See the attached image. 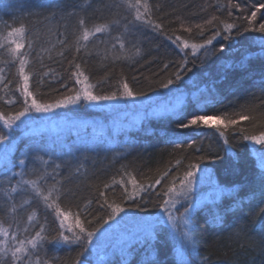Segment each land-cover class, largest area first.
Segmentation results:
<instances>
[{"label": "trees", "instance_id": "1", "mask_svg": "<svg viewBox=\"0 0 264 264\" xmlns=\"http://www.w3.org/2000/svg\"><path fill=\"white\" fill-rule=\"evenodd\" d=\"M117 2L118 0H95L86 13L69 16L67 13L82 4L83 0H0V28L4 23L14 26L25 23L31 38L38 37L33 51L35 56L36 51L41 48H50L49 40L51 44H56L57 36H49V29L55 31L58 26L66 25L59 27V31L71 39L79 15H87L89 23L129 15L123 7H104ZM150 2L153 5L152 19L164 25L167 35L147 26L133 28L134 37L130 39L140 47L139 56L132 60L119 61H113L109 56L107 60H103V52L98 53L94 49L90 55L82 53L78 61L89 76L90 83L95 84L107 74L108 83L101 85L102 89L107 90L109 85L114 86L123 76L135 91H144L147 97L120 100L115 102L117 107L114 109L82 102L69 109H59L48 116L34 114L26 117V124L18 122L12 130L4 129L0 123V132L7 133L12 144L10 159L15 162L23 158L29 146L33 154L37 149H42L39 153L41 155L48 152L54 154L53 158L60 157L57 163L63 161L65 164L61 169V175L65 177L62 207L73 213L79 211L81 220L87 226L88 219L106 214L104 198L99 195L101 191L105 192L109 202H120L123 189L118 183H112L113 178L127 181L135 176L140 183L153 184V188L137 196L136 203L140 205L139 208L131 202L124 204V213L136 217L152 216L159 211L156 205L161 197L157 193L164 185L173 177L181 175L187 164L197 156L211 157L201 163V169L208 170L212 181L224 188L225 193L212 201L201 202L193 211L199 255L192 253L187 257L192 264H198L205 257L206 264H264V180L261 179L259 161L254 152L257 148L244 141L240 133L241 128L251 131V124L240 121L238 125L225 131V137L231 145L229 147L214 129H179L176 124L177 116L170 111L172 107H183L185 113L204 109L210 115L227 113L230 118L238 119L239 114L254 106L252 114L264 113V52L261 51L264 34L243 31L247 27L246 17L256 11L264 0H233V5L239 4L240 7L231 9L225 7L228 0ZM229 10L232 12L231 17L227 15ZM52 12H56V18L46 20L45 17H49ZM61 12L64 14L63 18ZM212 16L236 24L237 29L233 30L229 39L218 37L212 45L200 50L195 56L190 49L186 50V67L191 71L185 69L183 80L178 86L173 85L171 91L161 89L160 82L173 77L185 59L173 34L189 40L190 43L202 42L216 30L204 24ZM181 23L185 27H192V32H185L180 27ZM259 23H264V8L257 12L255 24L258 26ZM196 24L204 25L203 36L195 28ZM167 36H173V40H169ZM221 46L224 48L222 52L219 51ZM104 47L103 44L99 45L101 50ZM59 50L60 45L56 44L49 53H44L45 67L42 68L39 61L31 64V68L37 72L46 71L48 68L53 70L43 78L42 83H38L36 77L30 81L31 88L39 87L45 100L69 94L62 84H66L68 88L79 87L74 84L70 75L68 61L72 59L73 51H66L64 57H60L57 55ZM2 52L0 50V54ZM49 55L51 59L48 58ZM0 58L7 59L2 55ZM165 64L168 65L167 68L164 67ZM0 67L4 65L0 63ZM14 76L15 66L9 65L7 79L13 80L10 85L13 89ZM177 87L179 92L176 91ZM4 96L15 98L16 103L8 106L0 100V112L8 114L19 110L23 100L19 91L7 94L0 92V97ZM164 104L170 107L162 112L158 111V106ZM259 118L264 120V117ZM62 119V124L53 126L54 120ZM259 128L260 125L257 130ZM177 138L182 141L181 147L172 142ZM192 140L196 144L189 148L188 142ZM256 146L260 150V146ZM196 148L200 151H195ZM177 160L181 161L180 165H176ZM77 161H83L84 168L80 174H73ZM169 169V176L160 185H155V179ZM13 170L19 171V168ZM3 179L0 174V180ZM105 184L110 187L105 189ZM128 188L131 190V185ZM198 191L202 192L203 187ZM23 195L25 194L17 196L18 204ZM240 200L243 201L242 206L238 204ZM33 208L37 211L38 222L45 224L49 233L54 235L59 230L58 219L36 201L31 206H25V209H18L16 214L0 211V220L5 226L11 224L10 230H18L23 234L26 226L31 227L27 221V213ZM124 213L116 220L119 221ZM213 214L223 216L222 224L213 222ZM69 219L73 223L74 217ZM112 222L116 221H110L109 224ZM152 230L150 228L142 232L123 249H113L106 254L104 253L108 248H112L110 244L100 253L99 245L93 238V244L85 255L89 257L91 264H179L177 241L174 235H170L171 229L166 225L155 228L156 239L150 241L153 258L146 255L149 242H145L144 238ZM80 251L75 244L46 243L38 255L42 261H49V264H74Z\"/></svg>", "mask_w": 264, "mask_h": 264}, {"label": "snow or ice", "instance_id": "2", "mask_svg": "<svg viewBox=\"0 0 264 264\" xmlns=\"http://www.w3.org/2000/svg\"><path fill=\"white\" fill-rule=\"evenodd\" d=\"M94 3L95 0H83L82 4H78L67 15L78 16L80 13H86ZM5 7L7 6L5 5ZM104 7H115L117 9L123 7L129 15L120 17L119 19L101 20L94 23H89L87 15H79L71 39L64 32L59 31V27H66V25L58 26L55 31L52 29L48 30L49 36H57L56 44L60 45V50L57 52L58 56L64 57L66 51H73L72 59L68 61L71 69L70 75L74 80V84L79 85V87L68 88L66 84H62L61 86L69 94L60 95L50 100L42 98L39 87L32 89L30 81L33 77H36L37 82L42 83L43 78L48 76L53 70L48 68L46 71L37 72L31 68V64L39 61L41 67H45L43 64L44 53H49L51 49L56 47V44H51L49 40L50 48H41L33 56L38 37L31 38L27 25L23 22L15 26L7 23L3 24V27L0 28V50H3V52L0 55L6 56L7 59L0 58V63L4 65V67H0V92L7 94L19 91L23 98L19 110L8 114L0 112V123H2L4 129L12 130L18 125V122L26 124L24 118L34 116V114L48 116L49 114L56 113L59 109H69L80 105L82 102L91 106L116 107L112 102L124 99L138 100L142 97H147L146 92L135 91L123 76L114 86L109 85L107 90L101 88L102 84L108 83L107 74L95 84L90 83L89 76L85 74L81 63L78 62L82 53L90 55L94 49L98 53L103 52V60H107L109 56L113 61L121 59L132 60L134 57L139 56L141 52L140 47L130 39V37H134L133 28L147 26L153 31H159L167 35L164 32V25L152 19L153 5L150 0H118L114 5H104ZM225 7L228 9L232 7L239 8L240 5H233V0H228ZM260 8H264V3L260 4L256 8V11H253L250 16L246 17L247 27L243 29L244 32L254 31L264 34V23H259L258 26L255 24L257 12H259ZM63 15V12H61V18H63ZM227 15L229 17L232 16L231 10L228 11ZM55 18L56 12H52L49 17H45L46 20H54ZM204 24L210 25L216 30L212 31L207 39L199 43H190L189 40L173 34L177 47L184 54L185 59L181 62L179 70L174 73L173 77L160 82L159 87L161 89L171 91L173 85L178 86L179 82L183 80L186 74L185 69L186 71H191L190 68L186 67L188 63V52L186 50L190 49L191 54L195 56L200 50L207 49L208 46L212 45L213 41L217 40L218 37L222 36L225 40L229 39L233 30L237 29L236 24L220 19L217 16H212ZM180 27L188 33H191L193 30L192 27H185L183 23H181ZM195 28L203 36L204 25L196 24ZM114 32L115 34H113ZM101 36L104 38L101 39ZM173 36H167V38L173 40ZM90 44L92 45L91 48L89 47ZM101 44L105 46L102 50L99 48ZM223 50L224 48L221 46L219 51L222 52ZM261 51L264 52V40L261 41ZM48 58L51 59V56L49 55ZM9 65L15 66L14 89L10 88L13 80L7 79V68ZM164 67L167 68L168 65L165 64ZM150 90L155 91L154 89ZM176 91L179 92V87L176 88ZM0 100H3L8 106L16 103L15 98H7V96L0 97ZM170 111L173 115L177 116L176 124L179 129H214L220 137L224 138L225 145L229 147L231 145L225 137V131L238 125L240 121H248L251 124L252 130L241 128L240 133L244 141L260 146V150L256 152V156L262 173L261 179L264 180V120L259 118L264 117V113L252 114L254 106L251 110L246 109L239 114L238 119L230 118L227 113L210 115L204 109L185 113L183 107H172ZM258 125H260L259 130H257ZM172 142L177 147L182 146V141L179 138ZM195 144L196 141L192 140L188 142V147L193 148ZM0 146H2V149H0V174L4 177L3 180H0V194H2L0 196V211H3L5 214H16L18 209H25V206H31L36 201L41 203L46 210H50L59 221V230L52 235L45 224L38 222L35 208L27 213V221L31 227L26 226L23 229V234L18 230H10L12 225L5 226L4 222L0 220V264H49V261H42L38 255L46 243L75 244L81 251L77 253L74 264H91L89 257L85 253L89 252V246L93 244V238L101 232L105 225H108L110 221H116V218L126 211L124 207L126 202H131L136 208H139L140 205L136 203L137 196L154 187L153 184L145 185L138 182L135 176H131L127 181L123 178L119 181L113 178L112 183H118L123 189L120 202L116 200L109 202L105 192L101 191L99 195L104 198L103 206L106 208V214L88 219L86 221L87 226H85V222L81 220L79 211L73 213L62 207L64 195L63 181L65 177L61 175V169L65 167V164L63 161L57 163L60 157L53 158L54 154L48 152H44L41 155L39 153L43 151L42 149H37L35 154H33V150L29 146V150L25 153L24 157L14 162L10 159L13 150L12 144L5 132H0ZM195 151H200V149L196 148ZM45 156H48V158L45 159ZM210 158L205 155L197 156L194 161L187 164L181 175L173 177L157 193L161 197V201L156 207L163 215L162 217H157L152 232L144 238L145 242H149V251L146 253L149 258H153L150 241L156 239L155 228L157 225L164 224L170 227V235H178L181 239L179 250L181 264H190L186 259V255H191L192 253L199 255L197 251L198 235L194 228V217L192 216L197 204L193 202L190 194L193 191L194 185L198 182L197 173L199 171L206 173L207 171L206 169H201V163ZM217 158L222 159V157ZM180 164L181 161L177 160L176 165ZM16 168H19V171L13 170ZM83 168L84 162L77 161L73 174H80ZM169 172L170 169L161 174L159 178L155 179L154 184L160 185L161 181L169 176ZM206 178L218 195L225 193V189L218 183H214L210 176ZM50 180L54 182L50 183ZM203 180L204 178H200L201 183ZM128 185H131V190H129ZM109 187L110 185L108 184L104 185L105 189ZM21 194L25 195L21 197L18 204L16 198L17 196H21ZM238 204L242 206L243 201H238ZM177 205L183 207V211L179 215H177L179 211ZM69 217H74L73 223L70 225L67 224ZM13 218L15 219V216ZM213 222L222 224L223 216L213 214ZM124 259L126 261V257ZM206 260L207 258L205 257L198 264H206Z\"/></svg>", "mask_w": 264, "mask_h": 264}, {"label": "rangeland", "instance_id": "3", "mask_svg": "<svg viewBox=\"0 0 264 264\" xmlns=\"http://www.w3.org/2000/svg\"><path fill=\"white\" fill-rule=\"evenodd\" d=\"M112 103H114L117 107V104L115 102H112ZM103 107L109 108V109L116 108V107H110V106H103ZM169 107H170L169 105L164 104V105L158 106L157 109L158 111L162 112L168 109ZM63 120L64 119L54 120L53 126H55L57 123L62 124ZM255 146L254 148H257V150H254V152L256 153L258 151V147L257 146L255 147ZM197 176H198V182L194 185L193 191L190 194L194 203L199 205L201 202H204V201L209 202V201L214 200L215 197L219 196L217 192L214 190V188L212 187V184L209 183V181L206 178L207 176H209L208 170L206 171V173L204 171H199L197 173ZM200 178H204L202 183L200 182ZM202 187H203V191H205L204 193H202L203 191L202 192L198 191L199 188H202ZM177 208L179 210L177 212V215H179V213L183 211V207L181 205H177ZM162 215L163 214L160 212V210L155 215L144 216V217H136L134 215L124 213L119 221L116 220V222H112L103 231L98 233L96 237H94L95 241L99 245L98 251L102 253L105 250L104 248L108 246L109 244L112 248H108V250L104 254H106L108 251L110 252L113 249H123L129 242H131L139 234L141 235L142 232H145L148 229L153 228V225L156 224L157 217H162ZM67 224L68 225L72 224V221L69 219ZM164 225L168 226L167 224H164ZM157 226H160V225H157ZM174 237L176 238V241H177V254L179 257V264H181V257L179 255L181 239L178 235H174ZM104 254H102L101 256H104ZM186 259L190 262V264H192L191 259L188 258L187 255H186Z\"/></svg>", "mask_w": 264, "mask_h": 264}, {"label": "bare ground", "instance_id": "4", "mask_svg": "<svg viewBox=\"0 0 264 264\" xmlns=\"http://www.w3.org/2000/svg\"><path fill=\"white\" fill-rule=\"evenodd\" d=\"M162 136L164 137V135L162 134ZM169 137V136H168Z\"/></svg>", "mask_w": 264, "mask_h": 264}]
</instances>
